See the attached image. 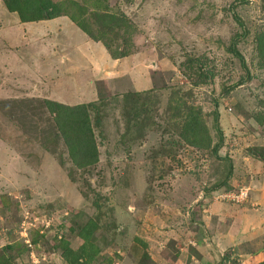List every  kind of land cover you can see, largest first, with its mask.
<instances>
[{
	"label": "rangeland",
	"instance_id": "1",
	"mask_svg": "<svg viewBox=\"0 0 264 264\" xmlns=\"http://www.w3.org/2000/svg\"><path fill=\"white\" fill-rule=\"evenodd\" d=\"M145 253L264 264V0H0V264Z\"/></svg>",
	"mask_w": 264,
	"mask_h": 264
},
{
	"label": "trees",
	"instance_id": "2",
	"mask_svg": "<svg viewBox=\"0 0 264 264\" xmlns=\"http://www.w3.org/2000/svg\"><path fill=\"white\" fill-rule=\"evenodd\" d=\"M238 2L239 1L235 2V4L232 6L233 18L239 24V26L242 27L243 32H242L241 35L237 36L234 39V41L232 43V53L239 59L243 70L246 72V75L250 76L249 69L247 67L246 61H245L244 57L242 56V54L239 52V50L237 48L240 39H242L246 35L245 24H244L243 20L239 17V15L236 12V4ZM241 84H242V82L239 81V82H237V83H235L233 85L228 86L225 89V93L231 92L232 90H234L237 87H239ZM58 106H60V105H58ZM82 108H86V107L85 106H79V107H76L74 109L69 108L68 111H71L72 113H74L75 111H83ZM82 124H83V121H82ZM214 124H215V127H216L217 131H218L219 142L213 148V153L215 154L216 157H220L219 150L221 149V147H223L224 134H223V131H222L221 126H220L219 103L217 101L215 102ZM88 134H89V136H88ZM86 135H87L86 145L90 146V139L92 138V133H91L90 129H87ZM229 162H230V169H229L228 175H227L226 179L224 180L223 184H226L229 181V179L232 177L233 165H232V161L231 160H229ZM143 256L144 257L138 262V264H145V262H147L148 255L145 253Z\"/></svg>",
	"mask_w": 264,
	"mask_h": 264
},
{
	"label": "built area",
	"instance_id": "3",
	"mask_svg": "<svg viewBox=\"0 0 264 264\" xmlns=\"http://www.w3.org/2000/svg\"><path fill=\"white\" fill-rule=\"evenodd\" d=\"M221 198L233 203H243L249 197V191L247 189H239L236 192L221 193Z\"/></svg>",
	"mask_w": 264,
	"mask_h": 264
}]
</instances>
